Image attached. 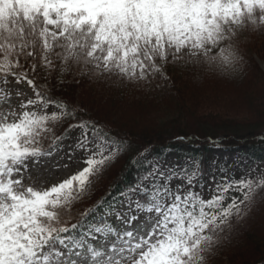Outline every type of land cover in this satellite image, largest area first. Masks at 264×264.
<instances>
[{"label":"snow or ice","instance_id":"obj_1","mask_svg":"<svg viewBox=\"0 0 264 264\" xmlns=\"http://www.w3.org/2000/svg\"><path fill=\"white\" fill-rule=\"evenodd\" d=\"M244 33L264 34V0H0V264H210L264 199V161L206 173L200 157L169 164L143 148L133 181L81 210L130 144L53 93L164 95L173 74L232 77Z\"/></svg>","mask_w":264,"mask_h":264},{"label":"trees","instance_id":"obj_2","mask_svg":"<svg viewBox=\"0 0 264 264\" xmlns=\"http://www.w3.org/2000/svg\"><path fill=\"white\" fill-rule=\"evenodd\" d=\"M248 36L251 40L246 42ZM240 41L245 64L243 71L232 77L209 72L173 74L175 88L164 95L132 89H109L88 82L80 86L65 85V91L53 93L63 95L73 104L84 108L94 119L109 124L121 134L126 133L130 144L128 153L105 173L109 180L103 179V176L100 178L99 190L91 200L79 206L81 210L104 195L114 182L118 187L131 183L137 170L129 164V159L143 148H150L151 157H200L206 173L210 171V162L216 160L218 153L237 158L243 156L249 165L264 161V71L252 57L257 52L264 55V34L244 33ZM208 76L214 81L237 84L235 87H238L239 96L235 101H240L248 109L245 110L249 112L247 120L238 119L232 112L234 110L216 108L212 112L213 107L209 105L211 98L199 89L202 80ZM37 82L46 85L43 79ZM124 107L128 113L124 112ZM179 135L196 139L181 143L175 141ZM209 138L217 141V145L210 143ZM168 148L172 149L170 153L165 152ZM235 171L239 177L240 169L237 167ZM262 211L264 199L258 198L250 214L235 225L231 234L215 250L210 264L217 263V259L225 256L231 258L234 264H264Z\"/></svg>","mask_w":264,"mask_h":264},{"label":"rangeland","instance_id":"obj_3","mask_svg":"<svg viewBox=\"0 0 264 264\" xmlns=\"http://www.w3.org/2000/svg\"><path fill=\"white\" fill-rule=\"evenodd\" d=\"M251 38L248 36L245 38V41L248 42L250 41ZM255 60V62H257L259 64V66L262 68V70L264 71V55L257 53H254L252 56ZM193 74V73H192ZM233 85V86H232ZM228 84L225 83V81H220V80H216L214 81V79L210 78L209 76L206 77V79L204 78L201 82V88H199L198 86H196L197 88L200 89V91H204L206 92V96L208 98H211V102L209 103V105L211 107H213L212 111L213 113L216 111V108L221 109H228V110H234L232 111L233 113H235L236 117L238 119H246L248 118V113L245 112V110H248L245 106H242V103L239 101H235V99L238 98L239 96V92H238V87H235V85L237 84ZM205 86H207L208 88H205ZM172 91V89H171ZM198 98H204V97H198ZM220 102L221 104L218 105L217 103ZM241 106V107H240ZM124 112L128 113V109H125L124 107ZM218 159V161H221L222 164L227 163L230 165H233L237 159L236 156H227L226 154H224L223 156L218 153L216 160ZM167 162L169 164L174 163L176 161H180L181 163H183L184 159L171 155L169 157L166 158ZM214 160H211V162ZM260 163V162H258ZM262 167H264V164H261ZM106 178V180L108 178V176H106V174L103 175V179ZM207 179V176H206ZM264 212V211H262ZM257 242L259 243L260 241H258V239H256ZM260 244H263L260 242ZM231 259V258H230ZM228 256L222 257L221 259H217V263L215 264H234L235 262L231 261Z\"/></svg>","mask_w":264,"mask_h":264}]
</instances>
